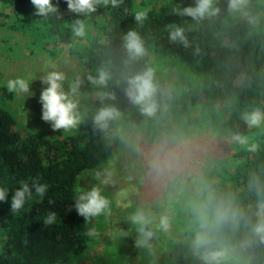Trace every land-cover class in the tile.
I'll return each mask as SVG.
<instances>
[{
	"label": "trees",
	"instance_id": "1",
	"mask_svg": "<svg viewBox=\"0 0 264 264\" xmlns=\"http://www.w3.org/2000/svg\"><path fill=\"white\" fill-rule=\"evenodd\" d=\"M139 1L118 0L113 7L111 0H99L97 10L85 16L70 11L65 0H52L58 11L42 17L35 13L31 0H0V29L6 27L22 34V46L26 49L23 56L40 53L54 58L64 47L67 56L74 58L83 71L88 102L86 122L80 128L72 134L44 136L22 132L9 103L0 95V187L8 189V197L0 201V264H101L90 255L99 240L91 233L90 223L74 207L76 183L81 173L104 165L117 144V122L111 133L93 127L92 116L101 107L98 93L113 92L116 99L105 103L114 104L121 113L135 111L137 108L124 95V84L115 81L121 73H134L145 64L154 68L160 99L165 105L156 118L141 117L153 133L191 128L190 132L212 143L217 141L214 131L222 135L239 133L245 138V143L231 141L230 147L225 145L221 150L214 146L205 175L218 192L233 193L241 209L248 211L247 226L242 225L235 233H225V238L237 246L229 264H264V248L255 245L250 237L256 220L248 208L253 196L249 188L253 176L255 191L264 197V122L250 128L240 119L245 111H264V0H247L248 13L254 21L249 23L246 17L234 24L230 22L227 0H216L221 12L199 23L176 15L173 9L180 7L177 4L146 10ZM193 4L188 2L185 7ZM139 11L147 13L141 22L135 20ZM77 21L85 24L83 37L73 32ZM170 25L185 27L190 47L169 42ZM130 29L143 38L146 56L126 70L121 37ZM1 42L9 53L20 50L13 48L17 45ZM103 66H111L114 72L107 89L94 87L87 80L89 74L95 76ZM167 67L174 70L175 77L166 74ZM225 113L229 119L224 118ZM207 130L211 133L207 134ZM32 178L48 185L45 196L26 201L21 210L14 212V190L19 188L20 181ZM189 195L188 190L182 192L170 206L172 230L164 252L172 251L170 258L174 255L181 259L183 255L189 264H202L188 247L191 221L185 201ZM159 209L167 212V203L157 207L158 214ZM48 212L56 214L55 222L45 225ZM132 227L136 233V226ZM154 238L159 247V230ZM155 247L137 252L142 255L140 263L135 262L136 257L121 258L115 251L107 252L112 264H159L162 253Z\"/></svg>",
	"mask_w": 264,
	"mask_h": 264
},
{
	"label": "clouds",
	"instance_id": "2",
	"mask_svg": "<svg viewBox=\"0 0 264 264\" xmlns=\"http://www.w3.org/2000/svg\"><path fill=\"white\" fill-rule=\"evenodd\" d=\"M65 2L73 13L87 16L97 10L99 0ZM111 2L113 7L118 4V0ZM31 3L35 13L42 17L58 11L52 0H31ZM246 7L247 0H228L229 13L247 17L249 23H252L254 18L246 11ZM173 11L178 16L190 17L192 21L199 23L204 19L216 17L221 9L216 6V0H194V5L177 7ZM146 14V11L137 12L135 20L143 21ZM167 31L170 43H179L185 48L191 46L183 25H170ZM73 32L77 37H83L85 24L77 21ZM121 40L125 53L122 63L127 70L134 62L146 56V48L141 35L133 29L128 30ZM51 67L53 70L40 78L41 83L45 85L40 95L42 119L50 122L54 130L75 129L82 120L79 90L83 81L77 76L69 82L68 90L65 91L66 74L57 70L54 64ZM113 74L111 66H103L96 70L95 76L89 74L87 80L94 87L107 89L109 82L113 80ZM115 82L124 84V95L145 118H156L158 112L165 107L160 99L161 89L152 66L145 64L141 70L134 73L125 71ZM7 88L9 91L28 93L29 82L23 78L11 79L7 82ZM98 96L101 107L92 116L93 127L102 133H111L113 125L121 119L122 113L114 104L105 103L116 99L113 92L101 91ZM240 119L250 128L260 126L264 122V111L259 108L245 111ZM115 138L130 156L140 162L145 186L159 194L160 199L153 201V204L159 208L167 201L168 205V211L157 216L153 213L151 205L142 202L130 215L129 220L136 226L138 233L135 245L151 249V240L156 231L167 233L170 230V206L182 192L188 190L190 195L185 201V207L191 221L188 241L191 255L202 264H229L237 252V246L225 238V233H235L242 225L247 226L248 211L241 209L233 193L218 192L206 178L205 173L215 150L213 143L196 133L176 128L161 130L151 139H145L140 132L132 134L119 128ZM231 140L241 144L246 142L239 133L233 134ZM84 175H90L96 183L76 189L74 207L88 222L92 218L111 212V201L104 194V186L115 183V169L110 165L102 170L86 172ZM249 188L253 190V196L248 208L256 220L255 226L250 228V237L255 245L264 248V197L255 191L254 176L249 182ZM47 190L48 185L41 183L38 178L20 181L19 188L14 190L11 197V209L14 212L21 210L26 201L36 197L43 198ZM7 197L8 189L0 187V201H5ZM55 217L54 212H48L44 217L45 225L54 223ZM120 234L127 235L126 232Z\"/></svg>",
	"mask_w": 264,
	"mask_h": 264
},
{
	"label": "rangeland",
	"instance_id": "3",
	"mask_svg": "<svg viewBox=\"0 0 264 264\" xmlns=\"http://www.w3.org/2000/svg\"><path fill=\"white\" fill-rule=\"evenodd\" d=\"M140 2L142 3L140 4L142 9L158 10L161 6H173L175 4L180 7H185L188 2L194 3V0H140L139 3ZM246 11H249L248 5ZM244 19H246V17L230 13V22L233 24ZM21 35L20 32L9 31L6 27L0 29V95L9 103L10 109L13 114H15L22 132L31 131L44 136L72 134L74 130L80 128L86 122L84 113L88 102L85 98L86 94L84 93V75L82 69L78 67L74 58L67 56L64 47V51L54 58H49L40 53L24 57L23 53H25L26 49L22 46L23 40L21 39ZM1 41H6L12 46L17 45L13 48L20 50H15L16 52L13 54L9 53L2 48ZM12 51L14 52V50ZM53 64L56 66L57 70L66 74L67 79L64 82L65 91L68 90L69 82L75 80L77 76L83 81L79 90L82 120L75 129L54 130L50 122H46L42 119L40 95L45 85L41 83L40 78L45 75L46 72L53 70L51 67ZM173 69H169L168 67L165 68L166 74L175 77ZM15 78H23L29 82L28 93L18 91L9 92L7 82ZM141 117L142 114L137 109L133 112L130 110L124 111L116 127L117 129L123 128L125 131L131 132L132 134L140 132L145 139L153 138L159 133V130L153 133L148 127L149 124H144L143 122L145 120H141ZM224 118L229 119L230 117L225 113ZM233 125L237 127L236 123H233ZM191 130V128H187L186 131L190 132ZM210 133L211 131L207 130V134ZM213 133L217 138V141L213 142L216 149L221 150L225 145L231 146V136L233 134L222 135L219 134V131H214ZM204 134H206V132ZM116 140L117 144L111 158L104 165L95 169L102 170L111 165V167L115 169V176L113 177L115 183L104 186V194L108 196L111 201V212L88 221L91 225V233L99 240V244L90 251V255L98 259L101 264H112L111 257L107 251H115L121 258L124 256L127 259H130V256L136 257L137 259L135 262L140 263L142 261L140 256L142 257V255H137V252L142 249L147 250V248H141L135 245L138 233H135V227H132L133 224H131L129 217L132 211H135L142 202H147L151 205L153 213L157 216L163 213V211L159 209V214L157 213L158 210L155 204H153V201L160 199V196L149 190L143 183L142 166L140 162L130 156L121 142L118 139ZM92 171H85L79 175L76 189L78 187H89L92 183H96V181L92 180L90 175H84L86 172L91 173ZM179 197L180 195L175 200H178ZM165 203H167V201H165ZM171 230V226L167 233L159 230V247L157 246V239L154 238L155 236L151 240L152 248L153 246H157L158 248L155 247V249L159 250V254L162 253L159 256V264H189L183 255H181V259H178L174 255L170 258L169 253L172 251H167V253L164 252L168 248L167 237ZM121 232H126L127 235H121ZM103 251H105V254L102 253ZM79 264H90V262L85 261Z\"/></svg>",
	"mask_w": 264,
	"mask_h": 264
}]
</instances>
